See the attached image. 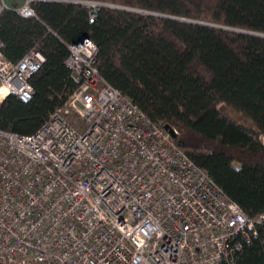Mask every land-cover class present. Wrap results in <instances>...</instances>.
I'll use <instances>...</instances> for the list:
<instances>
[{"label": "built area", "instance_id": "obj_1", "mask_svg": "<svg viewBox=\"0 0 264 264\" xmlns=\"http://www.w3.org/2000/svg\"><path fill=\"white\" fill-rule=\"evenodd\" d=\"M35 1L0 0V13L37 17ZM81 2L93 21L100 3ZM3 47L0 105L28 103L45 55L13 61ZM69 50L66 103L33 133L0 127V264H240L264 211L249 216L110 83L91 38Z\"/></svg>", "mask_w": 264, "mask_h": 264}, {"label": "trees", "instance_id": "obj_2", "mask_svg": "<svg viewBox=\"0 0 264 264\" xmlns=\"http://www.w3.org/2000/svg\"><path fill=\"white\" fill-rule=\"evenodd\" d=\"M81 1H94L93 7ZM107 4V5H105ZM37 17L0 13L7 58L31 48L45 55L24 103L8 96L0 127L30 134L68 100L77 84L65 63L83 36L98 46L102 74L210 173L251 217L264 211V36L143 13L264 33V0H36ZM128 8V9H127ZM229 110L239 114L234 118ZM240 264H264V225L245 242Z\"/></svg>", "mask_w": 264, "mask_h": 264}, {"label": "water", "instance_id": "obj_3", "mask_svg": "<svg viewBox=\"0 0 264 264\" xmlns=\"http://www.w3.org/2000/svg\"><path fill=\"white\" fill-rule=\"evenodd\" d=\"M102 4V3H100ZM107 5V4H105ZM128 9V8H127ZM134 11H140L143 13H149V14H155V15H160V16H166V17H171V18H175V19H180V20H185V21H189V22H196V23H200V24H206V25H211V26H217V27H221V28H225V29H229V30H233V31H238V32H243V33H247V34H252V35H260V36H264V33H260V32H255V31H250V30H246V29H239V28H231V27H225V26H221V25H215V24H211V23H206V22H200V21H194V20H188V19H184V18H180V17H174V16H170V15H165L162 13H155V12H151V11H144V10H138V9H131ZM86 37L83 36L81 38H79L78 40H76L75 42L78 41H82V39ZM165 129H167L174 137H176L177 132L175 131L174 128L170 127L169 125L165 126Z\"/></svg>", "mask_w": 264, "mask_h": 264}, {"label": "rangeland", "instance_id": "obj_4", "mask_svg": "<svg viewBox=\"0 0 264 264\" xmlns=\"http://www.w3.org/2000/svg\"><path fill=\"white\" fill-rule=\"evenodd\" d=\"M94 2V1H93ZM11 3V2H10ZM99 3V2H98ZM131 10V9H130ZM229 113L234 117V118H239V114L236 113L235 111L233 110H229Z\"/></svg>", "mask_w": 264, "mask_h": 264}]
</instances>
